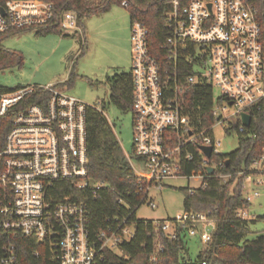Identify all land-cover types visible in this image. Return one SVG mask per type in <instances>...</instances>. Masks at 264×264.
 I'll use <instances>...</instances> for the list:
<instances>
[{"label":"built area","instance_id":"1","mask_svg":"<svg viewBox=\"0 0 264 264\" xmlns=\"http://www.w3.org/2000/svg\"><path fill=\"white\" fill-rule=\"evenodd\" d=\"M172 1L168 34L160 45L162 60L149 48L146 25L136 18L131 22L133 151L148 169L135 170L147 186V201L152 185L162 189L170 178L197 176L201 181L198 187L189 186L191 191L206 185V177L214 173L205 166L216 170L223 161L211 162L199 145H211L212 156L223 153L217 150L221 140L215 139L214 128L221 124L227 131L232 118L264 104V44L252 0H190L183 6ZM0 7V34L44 27L57 18L62 32L75 29L84 40L76 11L65 9L58 16L52 1L7 0ZM183 75L188 83L212 87L214 123L202 128L191 124L182 99ZM36 89L47 90L48 99L14 113L0 148V264H105L106 255L117 254L134 227L127 218H117V226L108 224L91 234L85 191L99 198L104 181L88 178V104L51 83L11 90L0 86V116ZM244 128L241 118L238 129ZM187 144H198L203 157L204 168L195 175L182 173V161L193 159L192 152L183 154ZM253 166L263 175L258 183H264V155ZM258 195L256 190L244 197L252 203ZM149 203L157 206L154 199ZM246 208L237 216L251 219ZM178 226L189 235L199 234L205 243L213 238L216 222L206 211L187 210L162 228L176 238Z\"/></svg>","mask_w":264,"mask_h":264},{"label":"trees","instance_id":"2","mask_svg":"<svg viewBox=\"0 0 264 264\" xmlns=\"http://www.w3.org/2000/svg\"><path fill=\"white\" fill-rule=\"evenodd\" d=\"M6 1L0 0V5H4ZM48 1L55 3L56 15L65 9L76 11L79 15V23L82 25L83 17L106 12L114 4L122 5L124 0ZM126 1L131 22L136 18L146 25L149 30V48L162 60L164 51L160 45L168 34L167 15L173 8V1ZM189 1L180 0V5L183 6ZM252 2L259 10L264 44V0H252ZM26 29H34L37 34L50 31L62 32L57 18L44 27ZM26 29H12L0 34V68L23 64L22 54L5 47L3 41L9 35ZM185 80L186 76L183 75L180 79L183 87L182 99L185 111L191 116V124L202 128L214 123L216 118L212 113V87L191 84ZM106 83L110 86V101L123 110L132 111L131 71L115 72L113 76H107ZM48 97L47 90L36 89L6 115L0 116V148L11 128L14 113L32 102L44 104ZM248 111L252 120L244 130L238 129L241 125L239 116L229 121L227 132L231 133L234 130L238 133L237 147L231 152L211 157V162L218 163L222 160L223 166L217 167L212 176L206 177V185L193 191L189 186L180 187L183 193L184 211H206L216 222L213 238L205 242V248L193 258L189 254L187 237L189 234L184 228L177 227L176 238L169 237L162 228L166 220H174V217L152 220L137 217V209L142 203L147 202L145 192L147 186L140 182L104 112L88 105L86 115L88 178L91 183L104 181V188L100 190L99 198H94L85 191L90 208L91 234L95 235L108 224L117 226V218L118 221L127 218L128 223L134 227L132 237L121 243L122 255L108 253L105 264H264V230L253 237L252 224L256 219L237 216L239 209L251 205L244 197L243 186L247 177L257 172L253 166L254 161L264 155V104L253 106ZM197 148L198 144H187L184 148L183 154L187 150L193 154V159H185L181 163L184 175H195L204 168L202 154ZM222 174L229 175V179H224ZM262 218L264 219V216Z\"/></svg>","mask_w":264,"mask_h":264},{"label":"rangeland","instance_id":"3","mask_svg":"<svg viewBox=\"0 0 264 264\" xmlns=\"http://www.w3.org/2000/svg\"><path fill=\"white\" fill-rule=\"evenodd\" d=\"M130 13L120 4L112 5L106 12L82 18L84 40L75 29L66 32L50 31L44 34L26 29L9 35L3 41L8 49L20 52L23 64H12L0 68V86L11 90L28 85L54 84L56 87L88 105L101 109L121 143L122 149L132 157L130 161L136 171L147 173L148 169L133 151V111L123 110L110 101V86L107 76L115 72H129L132 68L133 48L131 43ZM66 33V34H65ZM60 83V84H59ZM233 111L230 108L228 113ZM216 140H221L217 150L233 151L239 141L238 133H231L219 124L214 128ZM229 179V177H227ZM263 175L252 173L246 180L244 194L259 190L250 206L246 208L252 224L253 237L264 230V183H258ZM197 176L170 178L159 189L152 185L149 199L137 209L141 219H168L184 212L183 193L180 187H198ZM154 199L156 207L149 203ZM189 254L194 258L206 243L199 234L188 235ZM122 255L121 249L117 250Z\"/></svg>","mask_w":264,"mask_h":264},{"label":"water","instance_id":"4","mask_svg":"<svg viewBox=\"0 0 264 264\" xmlns=\"http://www.w3.org/2000/svg\"><path fill=\"white\" fill-rule=\"evenodd\" d=\"M0 10L2 12H4V8L3 7H0ZM241 118H242V124L245 126V127H248L250 124H251V120H252V116L251 114H248L246 112H242L241 113ZM199 148L204 151L205 155L207 156V158H211L212 157V154H213V150H212V146L211 145H199ZM228 162V160L226 161V163ZM206 169L208 170V172L210 174H213L215 172V167L211 166V165H206L205 166Z\"/></svg>","mask_w":264,"mask_h":264},{"label":"crops","instance_id":"5","mask_svg":"<svg viewBox=\"0 0 264 264\" xmlns=\"http://www.w3.org/2000/svg\"><path fill=\"white\" fill-rule=\"evenodd\" d=\"M131 19V18H130ZM131 22V21H130ZM131 71V70H130ZM60 84V83H59Z\"/></svg>","mask_w":264,"mask_h":264}]
</instances>
